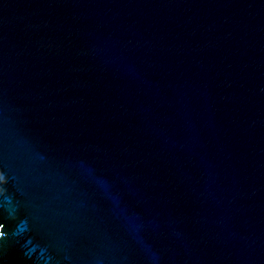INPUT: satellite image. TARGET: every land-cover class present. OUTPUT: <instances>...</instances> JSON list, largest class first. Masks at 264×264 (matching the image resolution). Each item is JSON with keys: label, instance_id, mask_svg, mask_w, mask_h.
<instances>
[{"label": "water", "instance_id": "obj_1", "mask_svg": "<svg viewBox=\"0 0 264 264\" xmlns=\"http://www.w3.org/2000/svg\"><path fill=\"white\" fill-rule=\"evenodd\" d=\"M0 264H264V0H0Z\"/></svg>", "mask_w": 264, "mask_h": 264}]
</instances>
